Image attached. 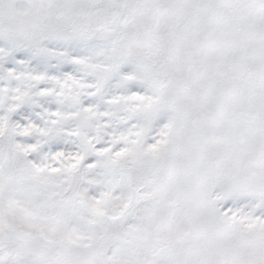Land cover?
<instances>
[{
  "label": "snow or ice",
  "instance_id": "obj_1",
  "mask_svg": "<svg viewBox=\"0 0 264 264\" xmlns=\"http://www.w3.org/2000/svg\"><path fill=\"white\" fill-rule=\"evenodd\" d=\"M0 264H264V0H0Z\"/></svg>",
  "mask_w": 264,
  "mask_h": 264
}]
</instances>
